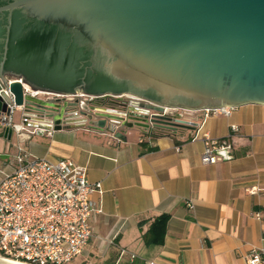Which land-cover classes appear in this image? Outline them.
I'll use <instances>...</instances> for the list:
<instances>
[{"label":"water","instance_id":"water-1","mask_svg":"<svg viewBox=\"0 0 264 264\" xmlns=\"http://www.w3.org/2000/svg\"><path fill=\"white\" fill-rule=\"evenodd\" d=\"M0 89L21 133L196 130L195 111L264 103V0H0Z\"/></svg>","mask_w":264,"mask_h":264},{"label":"crops","instance_id":"crops-1","mask_svg":"<svg viewBox=\"0 0 264 264\" xmlns=\"http://www.w3.org/2000/svg\"><path fill=\"white\" fill-rule=\"evenodd\" d=\"M193 119L196 130L134 127L127 140L74 118L11 139L0 124V175L14 171L21 147L31 157L72 159L102 183L91 194L100 208L91 218L93 237L77 264H243L251 249L264 248V103L234 107L228 116L195 111ZM21 120L16 109L13 121ZM205 133L229 141L227 158L203 162ZM164 213L163 241L148 242Z\"/></svg>","mask_w":264,"mask_h":264},{"label":"built area","instance_id":"built-area-1","mask_svg":"<svg viewBox=\"0 0 264 264\" xmlns=\"http://www.w3.org/2000/svg\"><path fill=\"white\" fill-rule=\"evenodd\" d=\"M13 80L10 79L11 82ZM25 89H31L24 83ZM10 96V90L0 89ZM34 95L52 96L33 90ZM10 92V93H9ZM12 104V103H11ZM3 112L0 124L22 134V124L13 121L16 105ZM233 106L203 110L206 115H230ZM179 109L165 107L164 113ZM238 131V126H232ZM206 149L202 160H222L219 151L229 150L228 140L205 133ZM13 172L0 175V257L28 264H66L84 253L93 237L91 218L100 211L91 198L102 192L100 181H91L88 168L72 159L51 161L31 157L19 147ZM252 191H256L255 188ZM243 264H264V248L251 249Z\"/></svg>","mask_w":264,"mask_h":264},{"label":"trees","instance_id":"trees-1","mask_svg":"<svg viewBox=\"0 0 264 264\" xmlns=\"http://www.w3.org/2000/svg\"><path fill=\"white\" fill-rule=\"evenodd\" d=\"M169 218H170V215L168 213L161 214L155 218V220L152 222L146 234V239L148 242H162L163 241V238L166 232L167 222ZM129 264H135V263H129Z\"/></svg>","mask_w":264,"mask_h":264},{"label":"rangeland","instance_id":"rangeland-1","mask_svg":"<svg viewBox=\"0 0 264 264\" xmlns=\"http://www.w3.org/2000/svg\"><path fill=\"white\" fill-rule=\"evenodd\" d=\"M179 111H181V110H179ZM14 116H15V120H20L19 112H16ZM188 117H189V118H193V115H188ZM84 263H86V262H84ZM66 264H77V263H76V261L74 260V261H72V262H68V263H66Z\"/></svg>","mask_w":264,"mask_h":264},{"label":"bare ground","instance_id":"bare-ground-1","mask_svg":"<svg viewBox=\"0 0 264 264\" xmlns=\"http://www.w3.org/2000/svg\"><path fill=\"white\" fill-rule=\"evenodd\" d=\"M0 259L6 260V261H9V262H13V263H16V264H28V263H25V262L16 261V260L8 259V258H2V257H0Z\"/></svg>","mask_w":264,"mask_h":264}]
</instances>
